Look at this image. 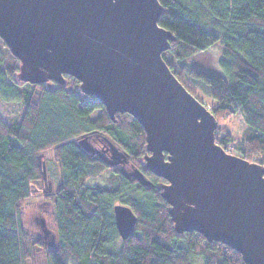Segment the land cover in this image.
<instances>
[{"label":"trees","instance_id":"obj_1","mask_svg":"<svg viewBox=\"0 0 264 264\" xmlns=\"http://www.w3.org/2000/svg\"><path fill=\"white\" fill-rule=\"evenodd\" d=\"M158 24L175 40L163 59L218 124L241 114V141L228 133L216 142L229 153L264 165V0H159ZM222 47L221 72L199 68L208 50ZM198 66V67H197ZM20 61L0 37V101L20 103V120L0 118V264H35L39 240L22 227L24 204L40 188L54 204L58 244L45 252L46 264H245L242 255L191 231L178 234L161 196L167 183L146 169V133L130 114L109 117L103 104L83 93L80 82L65 75L63 85L21 83ZM203 103V102H202ZM208 105V106H207ZM100 111L92 119L91 115ZM91 136L104 158L86 152L79 140ZM106 139L108 140L106 142ZM128 156L151 182L142 185L107 161L109 143ZM52 153L59 182L47 179ZM50 192V194H49ZM123 204L137 216L134 233L123 240L114 206Z\"/></svg>","mask_w":264,"mask_h":264},{"label":"water","instance_id":"obj_2","mask_svg":"<svg viewBox=\"0 0 264 264\" xmlns=\"http://www.w3.org/2000/svg\"><path fill=\"white\" fill-rule=\"evenodd\" d=\"M162 9L159 0H0V37L20 61L21 83L63 85L72 76L111 120L127 113L142 125L146 169L167 181L161 196L178 234L195 231L237 251L245 264H264V165L216 142L214 114L163 59L175 37L158 24ZM92 139L79 144L104 158ZM108 143L107 162L149 186ZM113 213L125 240L137 216L123 204Z\"/></svg>","mask_w":264,"mask_h":264},{"label":"rangeland","instance_id":"obj_3","mask_svg":"<svg viewBox=\"0 0 264 264\" xmlns=\"http://www.w3.org/2000/svg\"><path fill=\"white\" fill-rule=\"evenodd\" d=\"M200 57L205 58V62H201L202 65H198L199 68L205 71H211V69L215 68V71L218 70L221 72L219 61L222 58V47L220 43L212 46L206 55ZM197 89L199 91V98L203 104H215L210 96L201 93L202 89H200V87ZM22 111L23 106L20 103H5L0 101V118L5 123H9L13 120H20ZM100 113V111H96L91 115V118H97ZM218 127V137L224 133H228L233 137L234 143L242 140L247 128L241 114L232 119H227V121H223L218 124ZM47 166V179L49 180L50 186L52 185V187H54L59 182V172L52 153L47 154ZM47 194L48 193L42 192V188H40L39 192L28 199L24 204L22 227L28 237L41 242V245L35 247V264H46L45 252L55 249L58 244L54 220V204L52 200L46 197ZM26 264L32 263L27 261ZM194 264H202L201 259H196Z\"/></svg>","mask_w":264,"mask_h":264}]
</instances>
